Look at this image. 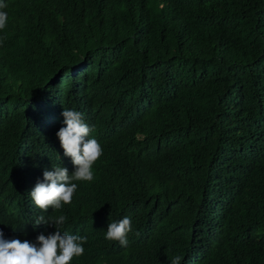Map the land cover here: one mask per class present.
<instances>
[{"label": "trees", "instance_id": "1", "mask_svg": "<svg viewBox=\"0 0 264 264\" xmlns=\"http://www.w3.org/2000/svg\"><path fill=\"white\" fill-rule=\"evenodd\" d=\"M0 229L86 236L70 264H264V0H0ZM83 114L103 155L42 212L56 136ZM130 217L127 246L105 239ZM139 233L137 235L136 233Z\"/></svg>", "mask_w": 264, "mask_h": 264}, {"label": "clouds", "instance_id": "2", "mask_svg": "<svg viewBox=\"0 0 264 264\" xmlns=\"http://www.w3.org/2000/svg\"><path fill=\"white\" fill-rule=\"evenodd\" d=\"M7 4L0 2V30L7 26L8 14L2 9ZM65 126L59 128L56 136L60 141L63 153L71 159L74 170L69 173L66 167L54 166L53 170H44L43 181H38L30 191V196L42 212L49 208L60 210L64 204H70L77 190L74 181L91 182L94 180L93 165L103 155L100 142L90 137L88 124L83 114L74 109H64L62 112ZM67 217L60 215L55 218L38 216L34 224H52L55 232L45 235L43 232L36 236V242L18 238L6 239L0 229V264H70L74 257L84 254L86 236L62 232L60 226ZM133 231L130 217L110 222L107 226L105 239L119 242L127 246L128 234ZM139 235V233H136ZM181 256L172 259L171 264H181Z\"/></svg>", "mask_w": 264, "mask_h": 264}]
</instances>
